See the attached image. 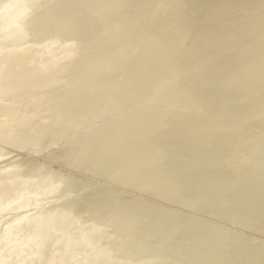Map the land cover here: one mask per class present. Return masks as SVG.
Wrapping results in <instances>:
<instances>
[{
	"label": "bare ground",
	"instance_id": "6f19581e",
	"mask_svg": "<svg viewBox=\"0 0 264 264\" xmlns=\"http://www.w3.org/2000/svg\"><path fill=\"white\" fill-rule=\"evenodd\" d=\"M135 228L177 238L146 257L264 264V0H0V264H141Z\"/></svg>",
	"mask_w": 264,
	"mask_h": 264
},
{
	"label": "rangeland",
	"instance_id": "374dc122",
	"mask_svg": "<svg viewBox=\"0 0 264 264\" xmlns=\"http://www.w3.org/2000/svg\"><path fill=\"white\" fill-rule=\"evenodd\" d=\"M89 37H90V36H89ZM85 38H88V36L85 37ZM74 39H75V38H74ZM81 40H82L81 37H79V38H78V43H79ZM75 41H77V38L75 39ZM82 42H85V39H84V41L82 40ZM79 44L81 45V43H79ZM84 44H86V43H84ZM84 44L82 43L81 46L85 48V46H83ZM84 53H86L85 50H84ZM79 55H81V53H80ZM55 75H56V74H55ZM65 121H66V122H65ZM65 121H64L63 124H61V125L59 126V129L62 127V128L60 129L59 132H65V131L68 129V127L71 125V122H70V121H68V120H65ZM67 122H68V123H67ZM64 125H66V127H65ZM92 127H93V128H92ZM95 127H97V126L92 125L91 127H88V128H87V131H88L87 133H89L90 131H91L90 133H94V131L97 129V128H95ZM91 128H92V129H91ZM89 129H90V130H89ZM93 129H95V130H93ZM44 133H45V128H43V133H42L43 135H42V137H41L40 142H38V143L36 144V147H33V150L35 149L34 151H35V153H37V154H40L41 152L47 151L48 148H49V138H48L49 136L46 135V133H45V134H44ZM44 137H45V139L47 138L46 141H45V139L43 140ZM47 141H48V142H47ZM52 141H53V140H52ZM41 142H42V144H41ZM41 145H42V146H41ZM45 145H46V146H45ZM39 146L42 147V148H39V149H38ZM51 146H53V145H51ZM36 149H38V151H36ZM33 150L31 149L29 152H34ZM38 152H39V153H38ZM22 170L25 171V174L29 175L28 172H26L25 167H23ZM35 172H36V171H35ZM30 175H31V174H30ZM33 178H34L33 181H35V179H36V182H37V178H38V176H37V177L35 176V177H33ZM33 181H32V183H33ZM64 182H66V181H64ZM64 182H63V183H64ZM57 183H59V181H58ZM57 183H56V185H57ZM63 183H62V184H63ZM33 184H36V183L34 182ZM60 184H61V183H60ZM34 186H36V185H34ZM59 188H61V186H59ZM58 192H59V191L54 192V193L50 194L49 197H47V198H45V199H42V201L40 202V206H48V205L51 203L52 200H55V199L60 198V196H59V195H60V192H59V193H58ZM72 194L75 195L76 193L71 192V193L69 194V196H73ZM55 195H56V196H55ZM50 196H51V197H50ZM58 196H59V197H58ZM51 198H52V199H51ZM69 210L72 211L71 214H70V212H68ZM34 211H35V209H33L31 212H34ZM64 211L66 212V209H65ZM73 211H74V213H75V211H77V210H74V209H72L71 207L67 208V212L69 213V217H70L71 215L74 214ZM75 214H76L77 216H71V218L73 217V219H71V218L69 219V220H72V222L70 221L71 223L69 222V225L71 224V225L69 226V227H70L69 229H73V228H75V227L77 228V225H78V224H80V225H78V226H82L81 224H83L85 221L88 222L89 220H92V219H86V220L84 219V220H82V219H83L82 216H85V215H83V214H81V213H78V212H76ZM79 214H81L82 216L79 217V216H78ZM110 214H111V215H110ZM110 214H108V213L105 214V215L103 214L104 217H102L101 219H102V221L104 220L105 222L103 221V225L101 224L102 226H104L103 229H102V226H101V230H103V231L105 230L104 232H106V231L108 232V229H109V231L111 230L110 232L112 233L113 231H116V229H118L117 226H116V228H115V225H116V224L114 225V223H117V222L120 223V222H119L120 219H118L120 216L115 215V213H113V211H112ZM113 214H114V215H113ZM89 216H90V215L87 214V216H85L84 218H87V217H89ZM112 216H113V217H112ZM4 217H5L6 219H5ZM4 217H3V218L5 219V220L3 219L4 221H8V219H9V220L11 219V215H10V214H9V215H4ZM77 217H78V218H77ZM108 217H109V218H108ZM114 217H115L116 219H115ZM117 217H118V218H117ZM76 218H77V219L81 218V219H79V220L77 221ZM106 218H107V219H106ZM110 218H111V219H110ZM112 218H113V219H112ZM75 219H76V220H75ZM105 219L107 220V222H106ZM117 219H118L119 221H117ZM108 220H110V222H112V223L114 222V223H113L114 228L112 227L113 225H112L111 223H109V225H112V226H110V227H112L113 230L110 229V228H107V227L105 228V223L107 224V223H108ZM142 220H144V218H143ZM145 220H146V219H145ZM74 221H75V222H74ZM76 221L79 222V223L77 224ZM82 221H83V223H82ZM92 221H94V220H92ZM92 221H89L88 223L85 222L84 225L89 224V223H91ZM80 222H81V223H80ZM72 223H74L73 225H76V226L74 227V226L72 225ZM75 223H76V224H75ZM118 225H120V224H118ZM107 226H108V224H107ZM71 227H72V228H71ZM108 227H109V226H108ZM135 229H136V228H135ZM135 229H134V232H131V233H130V235H132V236L134 237V238L132 237L133 240L131 239V236H129V239H128V240H129V242H128L129 244L132 242L131 245H128V244L124 245V244H122V245L128 247V248L126 247V249H123V250H125L126 253L129 255L128 257H131L132 255H134L133 253H130V251H131V252L133 251V252H134L135 254H137L138 256L141 255V256L145 257V259H146L145 261H146V262H145V261H144V262L147 263V264H151L150 261H152V264H160L162 261H163V263H161V264H173V263H174V261H173L174 258H177V259L179 258V262H178V264H182L183 261H184L183 264H187V263H186L187 261H185L184 259H183V260L180 259L181 256H179L178 252H175V253L178 254V255L173 254V256H171V257H173V258H172L173 260L169 261L170 258H168V259H164V260L169 261V262H165L162 258H161L162 261H161L160 258H156V257H157L156 254H155V255H153V254H151V255L148 254V257H149V258L146 257V254H145V253H143V255H142V253H141V254H138V253H140V252H143V250H142L140 247L148 248V246H151V248L155 249V247H156V248H159L160 246H162V244L164 243L163 241H164L166 238H167L168 240L166 239L165 242H168L169 240H170V242H175V241H177V240H176L177 238H175V237L172 236V235H168V237H169V238H168V237L166 236V234L164 235V234H160V233H159L158 236H153V237H157V238H151V239H149L150 236L146 235L147 238L151 241V242H150V241H148V239H147L146 237H141V236H142L141 234H139V236H138V233H139V232H138L137 229H136L137 231H136ZM118 230H119V229H118ZM131 230H132V228H131ZM132 231H133V230H132ZM135 231H136V232H135ZM113 233H114V232H113ZM136 235H137L139 238H138ZM163 235H164L165 237H164ZM114 236H115V235H114ZM135 236H136V237H135ZM159 236H160V237H159ZM140 237H141V240H142V241H140ZM151 237H152V236H151ZM158 237H159V238H158ZM170 237H172V238H170ZM173 238H174V239H173ZM153 239H156V240L153 241ZM157 239H158L159 241H161V239H162V240H163V241H161L162 243H160V242L158 241L157 243L154 244V242H156ZM171 239H172V240H171ZM125 240H127V239H125ZM131 240H132V241H131ZM138 240H139V241H138ZM146 240H147V242H146ZM133 241H135L134 243L137 242L138 245L133 244ZM144 241H145V242H144ZM96 242H97V241H96ZM96 242H95V244H92L93 242L91 243V244L94 245V246H92V245L89 244V245L86 246V247L88 248V247L90 246V247H91V248H90L91 250H93V249L96 248V247H100V246H96ZM126 242H127V241H125L124 243H126ZM138 242H139V243L141 242L140 245H139ZM152 242H153V245H154L155 247L152 246V244H151ZM101 243H102L103 245H104V244L107 245V243H109V242H107V241H105V242H100V241H98V242H97V244H101ZM121 243H123V242H121ZM121 243H120V244H121ZM143 243H145V244H143ZM120 244H119V245H120ZM142 244H143V245H142ZM157 244H158V247H157ZM122 245H120V246L122 247ZM132 245H134V247H133ZM135 245L137 246V249H136ZM141 245H142V246H141ZM144 245H145V246H144ZM147 245H148V246H147ZM95 246H96V247H95ZM117 246H118V244H117ZM120 246H118V248H119ZM124 246H123V248H124ZM138 246H139V248H138ZM73 247H74V246H73ZM76 247H77V246H76ZM76 247H75V249H76L77 251H78V250L80 251L79 248H80L81 246H80V247H77L78 249H77ZM71 248H72V247H71ZM84 248H85V246H84V247L82 246V248H81V249H82V250H81L82 252L85 250L83 254L90 253V252H88V251H91V250H89V249H87V248L84 249ZM92 248H93V249H92ZM131 248H132V249L134 248V249L132 250ZM83 249H84V250H83ZM127 249L129 250V252H127ZM138 249H139V250H138ZM140 249H141L142 251H140ZM66 250H67V249H66ZM72 250H73V248H72ZM76 250H74V251H76ZM86 250H88V251L86 252ZM134 250H135V251L137 250V252H135ZM63 251H64V249H63ZM63 251H62V250H61L60 252L56 251L54 255H55V256H56V255H61V254L63 255V253H61V252H63ZM68 251H69V250H68ZM74 251H73V252H72V251H69V253L72 252L74 255H76L77 251H76V253H74ZM139 251H140V252H139ZM85 252H86V253H85ZM144 252H145V251H144ZM56 253H57V254H56ZM58 253H59V254H58ZM72 253H71V255H72ZM129 253H130V254H129ZM64 254H65V253H64ZM78 254H79V253H77V255H78ZM44 255H45V254L42 255L41 259L44 258ZM77 255H76L77 258H76V257H73V258H71V259H73V260L70 259L69 261H70L71 263H73V264H76L77 261L80 259L79 261L83 264L84 261H85L83 257H85L86 255H84V256H81L82 254H79V256H77ZM112 255H114V257H111V258L108 259V260H107V257H106V256H105V257H106V258H105V257L102 255V256H103L102 259H100L101 256H99L98 258H96V259H98V261H99L98 264H100V260H101V264H102V263H104V264H109V263H111V264H115V263L119 262V260H118V261L116 260V259H117V258L115 257L116 254L112 252ZM130 255H131V256H130ZM137 255L134 256V258H137V259H138ZM150 256H152V258H151ZM155 256H156V257H155ZM80 257H81V258H80ZM87 257H88V256H87ZM87 257H86L85 259H87ZM128 257H127L125 260L129 259ZM67 258H68V257H67ZM74 258L76 259L75 262H74ZM115 258H116V259H115ZM155 258H156L157 260H156ZM96 259H95V261L92 262V263H96ZM114 259H115V260H114ZM148 259H149V260H148ZM150 259H151V260H150ZM154 259H155V260H154ZM159 259H160V261H159ZM106 260H107V261H106ZM113 260H114V261H113ZM123 260H124V259H123ZM123 260H120V261L123 262L122 264H125V263H124L125 261H123ZM129 260H130V259H129ZM129 260L126 261V262H129ZM132 260H133V257H131V260H130V261H131V262H134V263H135V262L138 263V262H137L138 260H135V259H134L133 261H132ZM147 260H148L150 263H148ZM180 260H181V262H180ZM69 261H68V262H69ZM98 261H97V262H98ZM104 261H105L106 263H105ZM157 261H159V263H157ZM68 262H66L65 264H68ZM131 262H129L128 264H131ZM144 262H142L141 264H145ZM153 262H154V263H153ZM63 263H64V262H63ZM78 263H79V262H78ZM81 263H79V264H81ZM119 263H120V262H119ZM120 264H121V263H120ZM126 264H127V263H126Z\"/></svg>",
	"mask_w": 264,
	"mask_h": 264
}]
</instances>
